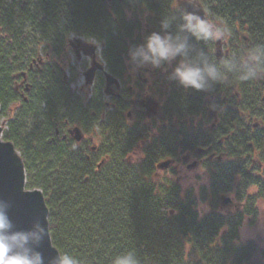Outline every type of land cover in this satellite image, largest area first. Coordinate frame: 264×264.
Listing matches in <instances>:
<instances>
[{"label":"trees","instance_id":"trees-1","mask_svg":"<svg viewBox=\"0 0 264 264\" xmlns=\"http://www.w3.org/2000/svg\"><path fill=\"white\" fill-rule=\"evenodd\" d=\"M196 1L208 21L228 30V53L219 60L212 40L191 41L226 72L223 80L198 91L169 78L176 61L148 68L133 94L156 99L159 112H135L128 121L127 88L108 107L100 74L85 102L70 89L68 37L100 43L106 71L124 78L129 49L159 32L164 17L179 16L174 0H0L1 138L19 154L25 187L42 193L52 246L79 264H111L125 252L139 264H264L259 245L240 239L244 219L256 217L255 203L264 201V175L252 171L254 156L264 165V81L242 80L226 67L246 65L249 53L264 52V0ZM38 55L43 65L30 67ZM64 70L72 73L69 80ZM207 107L218 115L213 129L193 123L206 118ZM71 126L96 144L89 138L75 143L67 133ZM210 146L207 153L229 160L198 151ZM139 147V158L132 159ZM182 154L206 156L209 182L198 194L171 178L154 179L159 162ZM221 194L234 195L241 207L222 212ZM207 201L209 209L199 213L198 202Z\"/></svg>","mask_w":264,"mask_h":264},{"label":"clouds","instance_id":"clouds-1","mask_svg":"<svg viewBox=\"0 0 264 264\" xmlns=\"http://www.w3.org/2000/svg\"><path fill=\"white\" fill-rule=\"evenodd\" d=\"M184 2L193 11L184 8L178 17H164L160 31L147 35L142 44L129 49L128 55L135 67H160L176 61L169 76L171 80L184 88L209 90L214 83L223 80L226 72L191 41L220 40L224 38L225 32L195 11L196 0ZM174 23L175 30L170 31ZM262 60L264 52L256 50L249 53L246 65L226 64L227 73H237L242 80L264 76V71H261L264 68ZM10 207L9 201L0 198V264H45L43 253L37 249L48 236L46 219L45 224L36 220L28 229H17L9 216ZM48 264H79V261L64 252L56 253ZM111 264H139V261L132 252H125L113 256Z\"/></svg>","mask_w":264,"mask_h":264},{"label":"rangeland","instance_id":"rangeland-1","mask_svg":"<svg viewBox=\"0 0 264 264\" xmlns=\"http://www.w3.org/2000/svg\"><path fill=\"white\" fill-rule=\"evenodd\" d=\"M176 1L177 0H174V5H176L175 4ZM209 22L213 23L214 25L221 28L225 32V36L223 39L213 41V43L214 42L216 43L217 47L214 48V46H213V48H212V52L216 51L217 54L219 55V57H222V55H223L222 52L224 51V48H225V41L229 38L228 30L219 20H212ZM74 38H82V37H80L78 35L71 34V35H69L68 40L73 42ZM82 40L85 43L94 44L97 47L96 52H95L96 60L99 62L103 61L102 56H101L102 45L93 39L86 40V39L82 38ZM67 56H68L69 66L73 68V74H74L73 80L70 81V89L85 102L86 100H88V98H90L91 90H92V86H93L92 84H85V79L83 77L84 72L87 70V68L89 66V60L86 57H82V56L80 59L76 58L74 55V52L71 49L68 50ZM123 64H124V67L126 68V75L124 76V79L126 81L128 80L127 81L129 83L128 86H130L133 89V93H135V89H136L135 85H136L137 81H140V80H138V77L142 81H144V80L146 81L147 70H148V68L150 69L152 66L146 65V66H142V67H135L131 63L130 59H128V58H124ZM63 74L65 75L66 80H69L72 77V73L70 72V70H64ZM257 78L261 79L262 82L264 81L263 76H260ZM125 87L126 86H124V88ZM132 89H131V91H132ZM141 96L142 97H140V96L139 97L144 102V100L146 99V95L143 94ZM110 99H111L110 96L105 95V94L103 95V102L107 103V107H108V103L111 102ZM205 102H207V101L205 100ZM14 109L15 108L12 105L10 107L11 113L14 112ZM134 109H136V110H133V109L127 110L128 113H131V115H129L130 120H128V121H132L133 119H135V116H134L135 112H137V113L140 112V111H138L139 105L135 104ZM211 109H213V108L207 107L206 118H201V117L197 116V117L193 118V123L200 122L204 126H210L212 123V120H213V115L215 114V112L211 113V111H213ZM143 112H144V110L141 108V112L139 114L143 115L144 114ZM158 112H159V110H158ZM143 116H145V115H143ZM5 123H6L5 118L0 119L1 129L4 128ZM73 127L71 126V127H69V129H71ZM93 143L96 144V140H94ZM183 155L184 154L178 156L175 159H170V164L166 168H161V169L156 168L154 179L160 180L164 177L171 178L173 181H175L176 183L179 184V186L182 190L187 189V188H192V189H194L195 193L198 194L200 187H207L208 186L209 171L203 165V161H199L197 158H193L191 156H189L187 159H184V158H182ZM130 156L132 159L139 158L140 147L136 148L131 153ZM214 156H215V158L218 157L219 160H223V161L229 160V158H227V156L224 155V153H221L218 155L215 154ZM253 160H254L253 163L255 164L254 168H256V170L252 169V171H254L255 173L258 172L261 175H264V165H261V164L259 165V163H257L258 159L256 156L253 157ZM164 161H166V159L162 160L161 162H164ZM192 162H195V166L192 168H188L187 166L189 164H191ZM257 164L259 166H257ZM258 167H259V169L257 170ZM168 169H171L173 173H170L168 171ZM252 191H254L253 188H250L248 193H252ZM221 196L225 197V198H229V200H230L229 202H226L224 205H221V204L219 205V209L222 212H233V211H235L241 207V203L236 200L234 195L221 194L219 196V202H220ZM197 207H198L199 213L207 211L209 209V201H207L205 203L198 202ZM255 208L257 210L256 217H254L253 219L245 218L243 221L242 227L240 229V239H241V241L254 240L259 245L260 249L264 251V201H261V200L257 201L255 203Z\"/></svg>","mask_w":264,"mask_h":264},{"label":"water","instance_id":"water-1","mask_svg":"<svg viewBox=\"0 0 264 264\" xmlns=\"http://www.w3.org/2000/svg\"><path fill=\"white\" fill-rule=\"evenodd\" d=\"M176 4L180 10L187 8L189 11H193V9L189 7L184 0H178ZM196 5L195 11L205 18V11L203 7L198 2H196ZM73 42L77 45H85L88 48L86 54L92 56L91 63L83 74L85 83L91 84L95 72L102 71L105 79L104 93L106 95H111V86L113 84L117 85L118 82L112 75L103 71V65L95 59V45L82 43L80 38H74ZM259 81L262 83L261 79H259ZM262 99L264 100V94ZM140 103L145 109L146 116L156 114L158 103L152 98H147L144 102L142 101ZM1 132L2 129L0 127V198L10 202L11 207L8 209L9 216L17 229H28L36 220L45 224V219L47 221L48 211L42 193L39 189H27L25 187V172L21 159L14 149L13 144L1 138ZM68 133L76 142H79L82 139L80 130L77 127L69 129ZM169 164L170 161L166 160L161 162L157 168H166ZM194 166L195 162H192L187 167L192 168ZM229 201V198L222 196L220 198L221 205H224ZM37 250L43 253L45 264H48L51 257L58 253L51 244L49 232L48 236H46L41 242Z\"/></svg>","mask_w":264,"mask_h":264},{"label":"flooded vegetation","instance_id":"flooded-vegetation-1","mask_svg":"<svg viewBox=\"0 0 264 264\" xmlns=\"http://www.w3.org/2000/svg\"><path fill=\"white\" fill-rule=\"evenodd\" d=\"M227 40L225 41V48H224V51L222 52V57L224 56V55H226L227 53H228V48H227ZM217 47V45H216V43L214 42V48H216ZM72 50L73 52H74V55H75V57L76 58H78V59H80L81 58V56L82 57H86L88 60H89V65H90V63H91V60H92V56L91 55H88V54H86V52L88 51V48L85 46V45H77L75 42H70L69 40H68V49H67V52H66V55H68V50ZM95 51H96V49H95ZM214 56H215V58L217 59V60H219L220 58H222V57H219V55L217 54V52L216 51H214ZM101 56H102V53H101ZM68 57V56H67ZM95 59H96V54H95ZM102 59H103V61H101V63H102V65H103V71H105V67H106V62H105V60H104V58H103V56H102ZM43 58H42V56L41 55H38V57L35 59V60H33L32 61V63L30 64V67L32 66V64H34V65H43ZM89 67V66H88ZM98 74H100L101 76H102V78H103V89H102V92H103V94H105L104 93V84H105V79H104V75H103V72L102 71H96L95 72V74H94V78H93V80H92V85H93V83H94V80H95V78L97 77V75ZM22 76H23V80L25 79V74L24 73H22ZM115 79L117 80V85H112L111 86V88H110V90H111V95H110V98H118V97H120V95H121V90H123L124 89V86H126L125 88H127L128 89V91L131 93V98L129 99V105H130V108H129V110L131 109H133V110H136V109H134L135 108V104H137V105H139V109H138V111H140L141 112V108L144 110V114L143 115H145L146 116V114H145V109H144V107H142V105H141V103L140 102H142L143 100L142 99H140V97H142V96H140V97H138V96H136V94L134 95L133 94V89L130 87V86H128L129 85V83L124 79V78H118V77H115ZM63 80H66V78H64V74H63ZM138 80H140V81H137V82H140V83H142V82H144V81H142L139 77H138ZM146 82V81H145ZM86 84V83H85ZM22 85V81L19 83V86H21ZM17 88V87H16ZM92 89H93V86H92ZM131 89H132V91H131ZM143 95V94H142ZM150 96H147L146 95V98H149ZM135 98V99H134ZM110 103H108V105L109 104H111L112 106H114V101H112V99H110ZM105 103V106H107V103L106 102H104ZM110 108H112V107H110ZM211 110H213V111H211V113H213V112H215V114L213 115V120H212V123H211V125H210V127L213 129L216 125H217V122H218V115H217V112L214 110V109H211ZM139 112V113H140ZM130 115H131V113H130ZM147 117V116H146ZM127 120H130V118H129V115H128V117H127ZM255 126H257V124L255 123V124H253L252 125V127H255ZM81 132V131H80ZM81 135H82V140L81 141H84L86 138H89V140H90V142L91 143H93V141L95 140L94 138H93V136L92 135H85L84 133H82L81 132ZM94 139V140H93ZM80 141V142H81ZM94 144V143H93ZM94 146H92V148H93ZM210 148H211V146L210 147H205V148H202V149H200V150H198L201 154H205L206 156H207V158L208 159H211V158H215V154H213V153H207V152H209L210 151ZM186 155V156H185ZM206 156L205 157H202V158H199L198 160L199 161H203L205 158H206ZM189 157V155L188 154H184L183 156H182V158H184V159H187ZM216 159L217 160H219V158L218 157H216Z\"/></svg>","mask_w":264,"mask_h":264}]
</instances>
